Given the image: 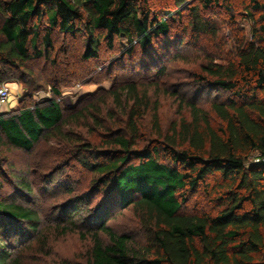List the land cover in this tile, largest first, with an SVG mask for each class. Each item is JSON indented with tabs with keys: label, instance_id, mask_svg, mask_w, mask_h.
<instances>
[{
	"label": "trees",
	"instance_id": "trees-1",
	"mask_svg": "<svg viewBox=\"0 0 264 264\" xmlns=\"http://www.w3.org/2000/svg\"><path fill=\"white\" fill-rule=\"evenodd\" d=\"M233 1L165 0L155 7L151 0H0V64L24 68L34 58L49 59L55 30L72 35L85 32V60L98 58L103 43L115 49L117 39L123 38L132 55L137 49H152L156 39L169 35L173 22L182 18V9H188L194 31L209 33L213 26L203 11L221 6L232 10ZM246 11L253 17L251 39L242 43L234 58L220 63L211 58L197 74L214 91L226 92L225 98L210 102L218 125L207 109L184 100L190 117L175 122L154 148L134 150V138L117 135L113 143L123 155L105 152L97 157L108 160L96 163L80 158L102 175L95 186L110 185L115 199H110L99 216L98 229L92 232L87 264H264V0H250ZM51 90L50 99L0 114V146L6 138L15 147L30 150L59 128L64 121L61 91L56 85ZM111 94L124 109L130 107L128 123L135 131L137 119L148 109L147 93L140 95L132 83ZM124 94L132 102L127 107ZM154 118L161 134L157 109ZM163 151L168 162L160 157ZM254 152L258 161L249 163ZM217 174L213 186L217 210L184 211L190 196L210 188L207 179ZM130 206L146 223V244H136L130 235L118 234L106 224L111 211ZM0 213L6 216L4 234L0 225V264H24L11 255L30 243L40 215L15 200H0ZM70 213L64 221L72 223ZM10 218L26 221L28 234L10 241L6 237L12 231ZM101 231L109 242L102 239Z\"/></svg>",
	"mask_w": 264,
	"mask_h": 264
},
{
	"label": "rangeland",
	"instance_id": "rangeland-1",
	"mask_svg": "<svg viewBox=\"0 0 264 264\" xmlns=\"http://www.w3.org/2000/svg\"><path fill=\"white\" fill-rule=\"evenodd\" d=\"M249 1L234 0L232 10L221 6L203 11L213 26V32L209 33L194 31L188 9H182V18L178 16L173 22L169 35L156 39L152 49H137L132 55L123 38L117 39L115 49L103 43L98 58L85 60L83 54L88 45L85 32L72 35L55 30V47L49 59L34 58L24 68L0 64V73L4 72L0 87L9 90L0 114L14 113L21 106L50 99L54 96L52 85L61 91L64 107V121L59 128L45 134L30 150L13 146L6 138L0 146V200H15L36 209L41 222L30 243L16 248L12 258L17 257L24 264H87L93 245L92 232L98 229L99 216L114 195L110 185L95 186L94 182L102 175L86 167L80 158L85 156L96 163L108 160L97 157L105 152L110 156L123 155L113 143L117 135L134 138V150L154 148L164 141V135L175 122L182 116L190 117L184 100L196 101L219 124L210 102L225 98L226 92L214 91L197 74L202 73V66L211 58L219 63L234 58L242 43L251 39L253 17L246 11ZM151 2L158 7L165 0ZM132 83L140 95L147 93L145 102L149 104L137 119L135 131L128 123L127 94L122 96L126 109L111 94ZM156 109L161 134L155 125ZM257 155L251 154L248 162H257ZM160 157L169 161L164 151ZM218 177V174L209 176L210 188H201L191 195L183 210L216 211L213 186ZM22 182L32 191L23 187ZM69 213L72 223L64 221ZM4 218L5 214L0 213L3 234ZM7 221L12 229L6 235L10 241L30 231L26 221L13 218ZM105 221L114 232L130 235L136 244H146L149 239L146 223L133 206L111 211ZM99 234L109 242L105 232Z\"/></svg>",
	"mask_w": 264,
	"mask_h": 264
},
{
	"label": "built area",
	"instance_id": "built-area-1",
	"mask_svg": "<svg viewBox=\"0 0 264 264\" xmlns=\"http://www.w3.org/2000/svg\"><path fill=\"white\" fill-rule=\"evenodd\" d=\"M9 97V90L7 87H0V108L7 102Z\"/></svg>",
	"mask_w": 264,
	"mask_h": 264
}]
</instances>
